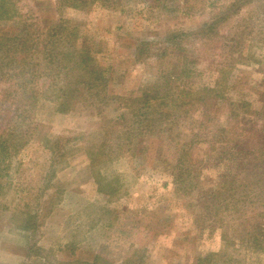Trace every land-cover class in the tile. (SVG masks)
Returning <instances> with one entry per match:
<instances>
[{
	"label": "rangeland",
	"instance_id": "374dc122",
	"mask_svg": "<svg viewBox=\"0 0 264 264\" xmlns=\"http://www.w3.org/2000/svg\"><path fill=\"white\" fill-rule=\"evenodd\" d=\"M17 7L15 21L0 22V38L24 42L68 21L110 99L62 114L50 78L34 83L35 106L19 99L32 92V80L24 83L32 72L0 78V132L24 144L0 183V264H91L99 252L112 264H206L208 254L226 256L209 264H264V249L243 238L257 220L241 207L254 202L264 226V0ZM22 52L32 65V50ZM34 58L43 64L42 54ZM131 94L152 98L141 109L144 129H134ZM235 125L238 141L211 146Z\"/></svg>",
	"mask_w": 264,
	"mask_h": 264
},
{
	"label": "trees",
	"instance_id": "16d2710c",
	"mask_svg": "<svg viewBox=\"0 0 264 264\" xmlns=\"http://www.w3.org/2000/svg\"><path fill=\"white\" fill-rule=\"evenodd\" d=\"M96 1L98 0H56L57 5H60L62 7H71L72 9L79 11L86 9L87 7H89V5H92ZM18 3L19 0H0V22L10 23L15 21L14 19L18 18ZM67 25L68 21L59 20L54 27L48 28L46 32L37 31L35 35H32V39L26 36L25 38L30 40L24 42H18V36H13L11 38L6 36L4 38H0V78L5 77L7 71H11V74L9 76H6V78H14L16 80L20 79V74H23V71L32 72V78L26 80L24 82L25 84L30 83V81L32 80L33 85L34 83L36 84L38 80H40L39 78H41V80L42 77H46V79L50 78L52 87L54 88V98L51 101L57 106V111L62 114L73 111L79 103L84 104L86 102H89L96 103V105H104L108 103V99H110V97L107 96L106 92L104 91L106 80L103 78L102 73L98 70H94V67L91 63L92 61L90 53L88 51H80L79 47L77 46L78 40L74 35L75 30L74 28L72 30L69 29L70 27H68ZM210 30V26H204L199 33L200 35L206 37ZM67 32H73V39L71 40V44L70 42H68L69 44H66V46H64L65 39L67 38ZM2 41L3 43H1ZM38 46L40 47L39 49ZM30 50H32V65H30V63L28 62L26 63L22 58V51ZM4 52L9 53L10 56H7L6 61H1L4 58V56H2ZM37 53L42 54V57L44 59L43 64H38L35 62L36 60L34 57L35 55H37ZM35 84L34 86H32V92H30V94L26 92L25 94L23 93L22 97H19V99H23V105H36V102L39 99V93L38 90L34 89L36 87ZM152 87L153 92L156 94L161 89L160 84H155ZM210 91L214 92L213 90ZM4 94L9 95L10 93L4 92ZM144 97L145 99L143 100H137V97L135 98L133 97V94H131L128 98V101L130 100L129 104L132 105V108H130V110L135 113L136 117L135 121L137 123V126L134 129H144V127L142 126V121L143 118L146 117V114L141 113V109L143 110L147 108L152 100V98L148 97V95H145ZM167 97L169 96L161 98L158 106H160ZM117 99L125 102L127 101V99L125 98ZM14 100L16 99L14 98ZM135 100H137V103L134 105L131 102H134ZM16 101L19 102L18 100ZM142 105L145 107L140 108V106ZM126 107L129 108L131 106H128L127 104ZM161 116L166 117V115ZM122 117L123 116H119L116 118V120H119ZM231 117L237 118L238 116L236 114H233L232 112ZM32 127L34 131H36V129L38 128L37 125H33V122ZM240 130L243 131V129ZM5 131H7V129L4 128L0 132V183L1 179L6 176L3 173L7 171L9 160L17 153L20 147L24 145L23 144L21 146L20 142H17L18 136H15L14 134L8 132L6 136H4ZM219 132H221L225 139L219 141L214 140L213 143H211V146H216L217 144L225 150L226 146H223V144L229 141H238V138L241 136V134L238 133V125L233 126L231 129L221 128ZM183 150L185 156L186 149L184 148ZM258 156L260 158H264V147L258 150ZM181 159H183V157ZM183 163V160H180L178 164V166L180 167L178 168L179 171L182 170ZM257 170H262V173H264V166L257 167ZM222 178L225 179L224 181L233 180V178L229 179V176H222ZM179 179L183 178H176V180ZM254 196L256 198L259 195L254 194ZM246 202L248 201L245 200V203L241 207L245 211H248V213L250 214V216L247 215L248 222L253 219V216H251L252 214L254 215V220L257 221L255 222L254 226H251V228L245 230V234L243 236L244 241L246 243H251L252 245H254L255 249H264V242L262 244V242L258 240L259 236L264 238V226H257L258 218L260 215L255 214V212H253L254 209H249L250 205H254V202L252 203L251 200H249L248 202L250 204H247ZM98 255L100 257H96L91 264H112L111 262H108L103 258L104 256L101 252H99ZM222 257L225 258L226 256L219 254H208L205 256V258L199 261H205L206 264H209L212 260L216 258L222 259Z\"/></svg>",
	"mask_w": 264,
	"mask_h": 264
}]
</instances>
